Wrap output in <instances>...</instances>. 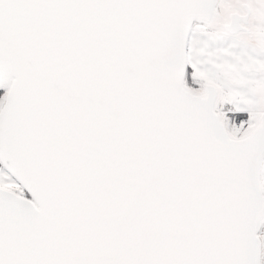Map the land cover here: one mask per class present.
<instances>
[{
  "label": "snow or ice",
  "instance_id": "snow-or-ice-1",
  "mask_svg": "<svg viewBox=\"0 0 264 264\" xmlns=\"http://www.w3.org/2000/svg\"><path fill=\"white\" fill-rule=\"evenodd\" d=\"M0 264H264V0H0Z\"/></svg>",
  "mask_w": 264,
  "mask_h": 264
}]
</instances>
